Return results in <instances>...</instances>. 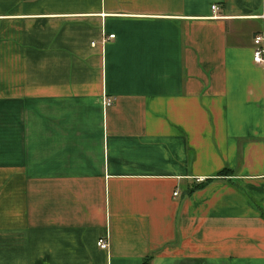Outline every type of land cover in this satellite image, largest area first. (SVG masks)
Here are the masks:
<instances>
[{
  "label": "crops",
  "instance_id": "1",
  "mask_svg": "<svg viewBox=\"0 0 264 264\" xmlns=\"http://www.w3.org/2000/svg\"><path fill=\"white\" fill-rule=\"evenodd\" d=\"M263 31L264 0H0V264H264Z\"/></svg>",
  "mask_w": 264,
  "mask_h": 264
},
{
  "label": "built area",
  "instance_id": "2",
  "mask_svg": "<svg viewBox=\"0 0 264 264\" xmlns=\"http://www.w3.org/2000/svg\"><path fill=\"white\" fill-rule=\"evenodd\" d=\"M212 10L216 9L215 5H211ZM113 35H107V38H112ZM253 50H252V60L256 65L261 66L264 69V31L260 34H257L253 38ZM105 104H109V101L106 100ZM175 194V193H174ZM96 246L104 249L106 247V242L104 239L99 238L96 240Z\"/></svg>",
  "mask_w": 264,
  "mask_h": 264
},
{
  "label": "trees",
  "instance_id": "3",
  "mask_svg": "<svg viewBox=\"0 0 264 264\" xmlns=\"http://www.w3.org/2000/svg\"><path fill=\"white\" fill-rule=\"evenodd\" d=\"M221 172V171H220ZM222 172H224V171H222ZM142 264H146V263H142Z\"/></svg>",
  "mask_w": 264,
  "mask_h": 264
}]
</instances>
